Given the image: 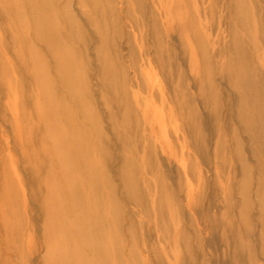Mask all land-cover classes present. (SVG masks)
Returning a JSON list of instances; mask_svg holds the SVG:
<instances>
[{"label":"rangeland","instance_id":"374dc122","mask_svg":"<svg viewBox=\"0 0 264 264\" xmlns=\"http://www.w3.org/2000/svg\"><path fill=\"white\" fill-rule=\"evenodd\" d=\"M58 1L60 5L65 0ZM113 1L117 14L104 34L110 35V52L118 50L120 53L116 59L119 70L118 74L107 78V83L124 88L132 108L130 123L133 129L130 138L140 161L137 175L140 182L132 193L127 192L119 177L124 148L118 133L122 131L123 123L119 122V117H115L118 114L117 108L107 103L103 93L108 91L101 87L98 74V68L101 71L98 44L101 43L102 33L97 28L103 22L102 17L95 15L89 20L86 12L82 13L80 0H67L71 2L69 8L83 28L81 38L85 47L81 51L86 58L81 59L80 66L86 75L93 110L98 116L103 136L100 144L103 152L99 151L100 155H97L101 157L100 169L112 188V210L117 224L113 226V233L119 243L121 257L128 264H264L263 247L259 241L260 227L254 218L259 208L252 203L253 191L249 221L252 233L246 235L238 216L240 193L230 187L225 190L221 184L224 180L220 182L216 175L213 107L203 106L204 98L197 87L199 79L192 71L188 45L178 38L175 30L169 37L163 34L164 42L174 50L170 52L165 49L171 63L161 65L154 54L157 21L164 25L165 12L159 9V0H138L130 16L126 1ZM221 5L223 10L217 7L216 12L209 14L213 27L208 33L214 41V49L223 47L229 41L228 31L221 35L218 30L219 27L222 30L225 28L226 22H220L218 16L224 14L227 0H221ZM3 9L0 7V156L11 166L8 180L13 204L8 221L15 230L9 233L5 230L2 223L5 206L0 204V264H45V219L51 215L42 209V201L47 192L39 183L45 182V172L49 166L45 156H39L38 165L34 163L36 160L28 157L23 145L24 133L17 135L16 122L19 115L12 110L11 104H18V112L23 110L29 114L23 126H29L33 133V148L43 144L40 135L45 127L32 107L33 80L25 71V66L19 62L21 59L15 57L17 45L12 40L15 32L9 31L6 15L8 9ZM200 19L204 21L203 17ZM141 21V25H134ZM62 34L65 35V32ZM243 36L245 38V34ZM251 51L252 48L246 46V52L250 54ZM195 52L199 63L202 61L199 59L200 52ZM24 56L29 69L28 56ZM253 62L256 63L255 60ZM211 63L214 69L218 66L220 69L223 65L221 61ZM50 73L57 85L55 72ZM215 82L220 86L218 94L207 92L206 95L217 105L214 110L218 111L219 124L227 125L229 112L225 102L231 97L232 89L225 87L221 79L217 78ZM13 93L15 100L10 97ZM108 96L113 98L109 92ZM119 99H122L120 92L115 100ZM138 99H141L142 104L138 103ZM189 101L185 110L179 112L183 108L182 103L188 104ZM162 103L166 104L163 116L167 118L168 110L174 116L168 121L162 119L159 123L157 117L160 114L155 108ZM193 113L205 119L204 123L196 122L201 124L197 128L206 139L205 147L211 157L210 162L205 159L206 150L204 152L201 149V153L189 146L193 138L188 136L183 126L185 123L181 124L180 116L186 118ZM223 139L226 141L229 135H224V138L221 136ZM96 147L100 148L98 145ZM173 152L177 154L175 157ZM190 164L194 165V171L188 169ZM252 175L250 184L254 189L257 172ZM3 179L0 170V183ZM200 180L202 184L199 186ZM189 182L194 186L192 194L197 199L195 205L188 200ZM162 199L165 202H161ZM49 240L55 245V237ZM14 241L19 251L14 250ZM52 253L48 252L49 257Z\"/></svg>","mask_w":264,"mask_h":264},{"label":"bare ground","instance_id":"6f19581e","mask_svg":"<svg viewBox=\"0 0 264 264\" xmlns=\"http://www.w3.org/2000/svg\"><path fill=\"white\" fill-rule=\"evenodd\" d=\"M80 1L82 13L86 12L89 20L95 15L102 17L103 22L97 28L102 33L101 43L98 44L101 63L98 74L101 87L113 97L111 99L108 92L103 93L107 103L117 108L119 115L115 117H119V122L123 123L122 131L118 133L124 148L119 177L127 192L132 193L140 182L137 176L140 161L130 138L133 129L130 123L132 108L124 88L107 83V78L115 76L119 70L116 59L120 53L118 50L110 52V35L104 34L113 24L117 9L113 0ZM123 1L127 2V13L130 16L138 0ZM62 3L59 5L58 0H0L1 9H8V29L15 32L12 39L17 45L15 57L21 59L19 62L25 66V71L33 80L32 107L45 127L40 135L43 144L33 148V133L29 126H23L29 114L23 110L18 112V104H11L12 110L19 115L16 122L17 135L24 133L22 139L28 157L36 160L34 163L38 165L39 156H45L49 166L45 172V182L39 183L47 192L42 201V209L51 215L45 219L47 253L44 261L45 264H128L119 253V243L113 233V226L117 224L112 210V188L100 169L101 157L98 156L99 151L103 152L100 145L103 136L98 116L93 110L86 75L80 66L81 59L86 58L81 51L85 47L81 38L83 28L69 8L71 2L65 0ZM159 5V9L162 8L165 13L164 25L158 21L156 24L155 58L161 65L171 63L165 49L172 52L174 48L164 42L163 34L169 37L175 30L178 38L188 45L192 71L199 79L197 87L204 98L203 106L213 107L216 175L220 182L224 180L221 184L225 190L230 187L240 193L238 216L246 235L252 233L249 221L253 191L252 203L259 208L254 218L260 227L259 241L264 253V0H227L224 14L218 16L220 22H226L225 28L222 30L219 27L218 30L221 35L227 30L229 41L218 49H214V41L208 30L213 27L209 14L216 12L217 7L223 10L221 0H159ZM202 17L204 21L200 19ZM141 24L142 21L140 24L134 23L135 26ZM246 46L252 48L250 54L246 52ZM195 50L200 52L199 59L202 61L199 63ZM24 54L28 56L29 69ZM210 61H221L222 68L218 66L214 69ZM50 71L55 72L57 85ZM217 78L226 83L225 87L232 89L231 97L225 102L229 112L227 125L219 124L218 111L214 110L217 105L206 95L207 92L217 95L220 91V86L215 82ZM118 92L122 99L116 101ZM10 97L15 100L14 93ZM140 101L138 99V103ZM189 104L190 101L188 104L182 103L183 108L179 112ZM165 105L162 103L155 108L160 114L157 117L159 123L162 119L168 121L174 116L169 110L167 118L163 116ZM204 120L197 113L186 118L180 116L188 136L193 138L189 146L201 153V149L204 152L207 149L206 139L197 128L201 124L196 121L204 123ZM226 134L229 139L221 140V136L224 138ZM205 153L206 161L210 162L207 150ZM172 154L174 157L177 155L176 152ZM227 167L229 169L226 172ZM188 169L194 171L195 167L190 164ZM0 170L4 177L0 183V204L5 206L2 223L9 233L15 230L8 221L13 204L8 180L11 166L1 156ZM255 171L257 181L253 189L250 182ZM201 184L200 180L199 186ZM193 189V183L189 182L188 200L195 205L197 199L192 194ZM228 218L231 216L228 215ZM51 237L56 238L55 245L50 243ZM14 243V250L19 251L18 244ZM49 251H53L50 257Z\"/></svg>","mask_w":264,"mask_h":264}]
</instances>
